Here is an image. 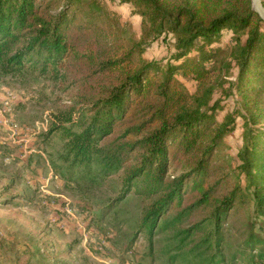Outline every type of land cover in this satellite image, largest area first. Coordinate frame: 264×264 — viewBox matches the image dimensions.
<instances>
[{"label": "trees", "instance_id": "16d2710c", "mask_svg": "<svg viewBox=\"0 0 264 264\" xmlns=\"http://www.w3.org/2000/svg\"><path fill=\"white\" fill-rule=\"evenodd\" d=\"M56 1L0 0V76L56 77L63 70L75 81L114 73L121 78L52 125L50 130H60L66 140L61 155L65 167L55 169L94 184L122 170L123 192L135 188L137 194L154 198L139 225L148 234L149 249L156 236L159 253L177 264H227L225 220L241 212L249 200L256 217L264 216V123L258 125L264 118L259 107L264 92V21L250 0H193L174 12L161 0H130L143 15L148 36L173 33L176 51L165 65L149 61L126 70L123 63L142 40L123 57L103 59L87 30L90 23L83 19V14L93 17L95 10L84 11L82 0H64L58 9ZM223 30L237 34L239 42L234 86L242 111L234 109L212 129L215 112L223 105L216 101L203 110L189 106L176 73L204 78L205 61L223 54L220 48L208 52L204 47L217 41ZM240 33L246 36L244 43ZM236 115L243 128L236 180L243 175L247 192L240 184L228 187L227 176H215L211 168L223 136L236 127ZM169 168L180 171L166 176ZM122 196L110 208L119 210ZM254 226L253 219L247 221L244 248L232 253V262L237 256L246 264L264 261V239Z\"/></svg>", "mask_w": 264, "mask_h": 264}, {"label": "rangeland", "instance_id": "374dc122", "mask_svg": "<svg viewBox=\"0 0 264 264\" xmlns=\"http://www.w3.org/2000/svg\"><path fill=\"white\" fill-rule=\"evenodd\" d=\"M63 1H56L58 9ZM82 1L84 11L95 10L93 17L83 14V19L86 25L90 23L87 30L94 36L99 57H123L140 40V48L123 63L126 70L149 61L165 65L175 53V35L165 30L148 36L143 15L132 1ZM161 1L174 12L177 6L187 1L191 5L193 0ZM239 36L244 43L245 34ZM238 46L237 34L223 30L217 41L204 47L208 52L211 47L223 50V54L205 61L208 72L204 78L197 79L195 73H176L179 90L188 94L189 106L200 105L203 110L216 101L223 105L215 112L212 129L234 109L241 110L234 86ZM60 73L56 77L53 73L0 76V264H177L159 253L158 237H154L153 250L149 249L148 234L139 230V225L143 210L154 198L137 194L135 188L123 192L122 170L95 184L74 178V173L71 178L68 172H57L58 167H65L61 155L66 140L60 130H50L52 125L121 78L114 73L111 77L99 74L75 81L68 72ZM259 107L264 109V92ZM235 117L236 127L223 136L211 168L215 176H227L228 187L240 184L247 192L243 175L236 180L243 128L242 118ZM263 123L264 118L258 125ZM63 125L68 127L70 123ZM179 171L169 168L166 176ZM121 193L123 202L116 211L110 206ZM240 210L222 227L230 242V248L223 250L227 264H246L238 256L232 262L231 255L244 248L247 221L253 219L254 231L264 239V216L256 217L253 200Z\"/></svg>", "mask_w": 264, "mask_h": 264}, {"label": "water", "instance_id": "95a60500", "mask_svg": "<svg viewBox=\"0 0 264 264\" xmlns=\"http://www.w3.org/2000/svg\"><path fill=\"white\" fill-rule=\"evenodd\" d=\"M252 10L264 21V6L262 0H250Z\"/></svg>", "mask_w": 264, "mask_h": 264}]
</instances>
